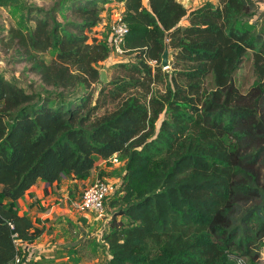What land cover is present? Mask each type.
Returning a JSON list of instances; mask_svg holds the SVG:
<instances>
[{
	"label": "trees",
	"instance_id": "16d2710c",
	"mask_svg": "<svg viewBox=\"0 0 264 264\" xmlns=\"http://www.w3.org/2000/svg\"><path fill=\"white\" fill-rule=\"evenodd\" d=\"M108 2L69 0L67 23L52 2L28 11V32L9 30L8 47L40 83L72 95L43 98L0 79V264H24L21 245L41 234L19 214L38 182L86 180L115 156L126 173L107 264H264V33L257 44L240 27L260 0L190 11L179 0L122 1L131 61L104 84L98 66L111 50L87 31Z\"/></svg>",
	"mask_w": 264,
	"mask_h": 264
},
{
	"label": "rangeland",
	"instance_id": "374dc122",
	"mask_svg": "<svg viewBox=\"0 0 264 264\" xmlns=\"http://www.w3.org/2000/svg\"><path fill=\"white\" fill-rule=\"evenodd\" d=\"M56 1H57L56 6L58 4H59V7L62 6L60 11H57V13H56V17H57L58 21L61 23H67V22L73 21V19L69 18V16H68L69 14H68L67 9L69 8V6H68V4H66V2H68L69 0H52L53 3H55ZM108 1H109L108 3L110 4V6H108L109 8L107 11H106L107 8L105 7V5H102V12L106 11V13H107L105 15V20L107 22L106 25L99 32L97 30H94L93 32L92 31L88 32V34L91 36L101 34L104 38L103 39L104 41H108V39L110 37V33H111V27H112V24L115 21V19L118 17V15L122 16V14H123L122 1H124V0H108ZM52 2H50V0H0V61H1L0 62V79H5L6 81L17 84L20 88L24 89V91L27 94H35V95L41 96L43 98L46 96H62L63 98L61 97L60 99H65V97H67L66 100L71 101L68 99V97H71L72 94L66 93L64 95H58L56 92L50 90L51 88H45L40 83L39 77L31 72V65L29 63H27V61L25 60V58L22 55L19 54L18 50H16L13 47L12 48L8 47V45H9V34H8L9 30L12 28H19L25 32H28L29 27H31L33 25L27 21L28 11L31 8H33L34 11L32 14L34 15L36 13L37 8H42V9L48 10V8L50 9V5L52 4ZM179 2L188 11H190L192 9H196V8L204 5L207 2L212 3L214 5H218V0H179ZM258 4L259 5H258L257 12L255 13V15L253 17L243 18L240 21V27L243 29H247V30L251 31L253 33L254 37L256 38L257 44L260 42L259 38H257V37H259V35L264 33V0H260V3H258ZM43 57L47 63H50L52 58L54 57V53L49 52V53L45 54ZM117 57L118 58L116 59V62L114 63V65H112L110 67H106L105 65H99L98 66L100 69V72H101V76H102V74L105 75V77H104L105 81H102V79H101V81L104 84H107L108 82L111 81L112 71H113L114 67L118 64L117 61H122V60H125V61L130 60L131 61V58L128 57L126 55V53L123 55H118ZM171 60H172V57H170V61ZM165 69L167 70L169 68H165ZM246 73H247V70L245 68L241 72V74L244 75ZM246 75H247V79H248L250 84H253V82L256 81V78L253 76V74L248 73ZM100 88H102V84H98V85L94 86V90H96V95L100 91ZM83 91H84L83 89L79 90L80 93H82ZM121 162H120V164H116V165H112L110 163L106 165L108 170L113 169L114 172L115 171L117 172L116 175H114V178L120 179L119 180L120 182L113 183L117 187H120V184L122 181V174L125 171V165H126L125 161H121ZM69 176H66V178H69ZM92 184H89V185H92ZM89 185L84 184V183H80L74 188L73 193L71 194V197H73V200H69L70 202L67 201L68 206L73 207L72 209L74 211L76 209L75 208V202L78 201L82 197L84 190ZM116 197H117V199L114 201L113 207L111 205V208H110L112 210L108 211V209H106V212L104 213L102 218H105V215L109 214V216H110L109 220L112 219V212H114L113 209H116V207H118L119 205L122 204L121 200L119 199L120 198L119 194ZM58 201H57L58 204L62 203L61 200H58ZM7 203H8V201L5 200L6 205H7ZM7 208H10V207H7ZM77 216L79 217V215H77ZM66 220L69 222H67V223H61L60 222L59 224H60V226L65 224V228H67L69 230V232L71 233V235H70L71 237L73 235H77L78 237L83 236L84 237V239L82 240V242H83L87 237H89L91 235H93V237H95V238L97 236L96 239L101 244L98 246L99 250H104V247H103L104 244L102 241L104 240L103 238L106 237L107 231H104L102 227L97 228L96 230H92V232H89L86 229L89 227L86 225V223L81 221V218H79L78 222L80 223V227H82L81 231H80V230H77V228L74 226V222H72L70 219H66ZM74 221L77 222V219ZM94 231H95V233H94ZM92 233H94V234H92ZM63 235L64 234H59L60 237H63ZM98 235H100L102 237V240H101V237H100V239L98 238L99 237ZM40 236H41V234H40ZM95 238H93V239H95ZM64 240L65 239H63L62 242H60V243L64 244L65 243ZM70 240L71 239L68 237V241H70ZM31 244H33V242H31ZM31 244H29V245H31ZM73 244L75 245V243H73V242H68L67 244L64 245V247L65 248H71V246ZM28 248L29 247H27V249ZM31 251H32V249H31ZM107 258H108L107 254L103 253V255L96 258L99 261L97 264H107V262H108Z\"/></svg>",
	"mask_w": 264,
	"mask_h": 264
},
{
	"label": "crops",
	"instance_id": "0c3cea01",
	"mask_svg": "<svg viewBox=\"0 0 264 264\" xmlns=\"http://www.w3.org/2000/svg\"><path fill=\"white\" fill-rule=\"evenodd\" d=\"M149 1L150 0H143V5L147 9H149ZM108 6H110L109 3L105 5L107 8L106 11L109 8ZM106 11H103L101 14L102 23L98 27L89 31L93 32L94 30H97L99 32L104 28L107 23L105 20V15L107 14ZM89 31H87V33ZM91 37H96L99 40L104 39L101 34ZM117 58L118 57L116 55H112L100 65L110 67L114 65ZM127 61L128 60H122L117 62L120 63ZM109 163V160L104 161L99 159L95 164V168L91 172V176L86 180H77L70 175L69 178H66L65 176L59 183H54L53 185H49L40 181L20 200L21 210L19 214L27 215L34 222V229L41 231V236L35 240L33 244L28 243L21 245L23 253L26 255V262L24 264H97L99 261L96 258L103 255V253H106L108 256L107 263L110 262L111 255L108 251L107 243L104 242V238L102 241L104 244V250H99L98 246L101 244L99 241H97V236L95 238L93 235H91L82 242L84 239L83 236L78 237L77 235H73L71 237V233L67 228H65V224L61 226L59 224L60 222L67 223L69 221L66 219H70L72 222H74V226L77 228V230L81 231L82 227H80V223L78 222V219L81 218V221L86 223V225L89 227L86 228L89 232L102 227L104 231H107V234L110 233L111 228L109 222L111 219L109 220V214H106L105 218L98 217L97 215L90 213L80 214L76 211V209L74 211L72 209L73 207H70L67 204V201L70 202L69 200H73L71 194L73 193L74 188L80 183L89 185L98 179L106 180L111 184L120 182V179L114 178V175H116L117 172H114L113 169H107L106 165ZM125 173L126 165L125 171L122 174V179ZM58 200H61L62 203L58 204ZM112 200L110 202H112ZM110 208L111 203L107 205L106 209L110 211L112 210ZM9 211L13 212V209L9 208ZM77 215H79V217ZM76 219L77 222L74 221ZM59 234L64 235L63 237H60ZM98 236L100 239L101 236ZM68 237L71 239L70 241H68ZM63 239H65V243L61 244L60 242H62ZM68 242H73L75 245L73 244L71 248H65L64 245ZM27 247L29 248L27 249Z\"/></svg>",
	"mask_w": 264,
	"mask_h": 264
},
{
	"label": "built area",
	"instance_id": "2783aa9c",
	"mask_svg": "<svg viewBox=\"0 0 264 264\" xmlns=\"http://www.w3.org/2000/svg\"><path fill=\"white\" fill-rule=\"evenodd\" d=\"M129 34V26L123 21V17L118 15L111 27L108 44L112 55L125 54V40ZM110 163L120 164L117 156L109 160ZM119 187L106 180L98 179L89 185L83 192L82 197L75 202L76 210L81 214H94L102 217L106 212L108 203L118 194ZM17 264H21L17 259Z\"/></svg>",
	"mask_w": 264,
	"mask_h": 264
},
{
	"label": "water",
	"instance_id": "95a60500",
	"mask_svg": "<svg viewBox=\"0 0 264 264\" xmlns=\"http://www.w3.org/2000/svg\"><path fill=\"white\" fill-rule=\"evenodd\" d=\"M0 62H1V61H0ZM162 66H163L164 68H168V67H169V50H168V49L165 51V53H164V55H163ZM104 77H105V75L102 74V76H101L102 81H105V78H104Z\"/></svg>",
	"mask_w": 264,
	"mask_h": 264
}]
</instances>
